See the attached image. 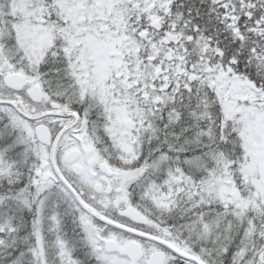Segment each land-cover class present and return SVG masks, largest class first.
<instances>
[{"label":"snow or ice","instance_id":"1","mask_svg":"<svg viewBox=\"0 0 264 264\" xmlns=\"http://www.w3.org/2000/svg\"><path fill=\"white\" fill-rule=\"evenodd\" d=\"M0 264H264V0H0Z\"/></svg>","mask_w":264,"mask_h":264}]
</instances>
